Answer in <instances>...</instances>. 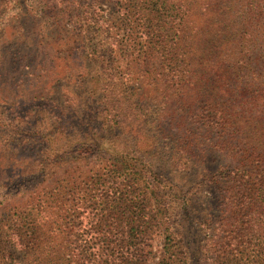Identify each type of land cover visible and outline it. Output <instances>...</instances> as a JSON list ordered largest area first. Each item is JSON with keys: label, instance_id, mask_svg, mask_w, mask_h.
Here are the masks:
<instances>
[{"label": "trees", "instance_id": "trees-1", "mask_svg": "<svg viewBox=\"0 0 264 264\" xmlns=\"http://www.w3.org/2000/svg\"><path fill=\"white\" fill-rule=\"evenodd\" d=\"M28 7L0 12V264H264V0Z\"/></svg>", "mask_w": 264, "mask_h": 264}, {"label": "rangeland", "instance_id": "rangeland-1", "mask_svg": "<svg viewBox=\"0 0 264 264\" xmlns=\"http://www.w3.org/2000/svg\"><path fill=\"white\" fill-rule=\"evenodd\" d=\"M34 1L35 0H32L31 2H29L28 0H0V12H2V14L8 15L10 17V21L12 22L15 16L20 15L21 13L25 15L28 12H31L28 6H30ZM244 21H245V18L243 19V22L240 24V27L243 25ZM15 23L17 24L12 25L10 23L8 25V27H11V29L8 28L5 31L3 35L4 39H7L8 37L12 35V37H20V38H23L24 40H27L28 37L34 35L37 32L34 29V26L30 21H27L24 19H20V20L16 19ZM249 30H253V32L256 33L255 35L252 36V33L249 32L250 35L248 38L249 54L253 56L255 53L254 49L258 43L259 28H257V26L254 25V27H250ZM44 54L45 53H43V51L39 49V52L36 54L34 63L36 65L39 64V67L43 65L45 66V68H48L49 67L47 63L48 58ZM259 82H261V84H263L264 86V70L263 69L260 71V81ZM218 160L219 158L217 156L212 155L205 162L194 163L188 168L177 171L178 174H181L180 179L184 177L187 180L185 183L181 181L182 185H186L187 183L197 184L199 182V177L201 173H204V172L207 173V172L213 171L216 168ZM156 164L168 169L167 171L163 170V172L160 169L159 170L156 169V172H158L160 176L164 177L166 176L165 174L169 173L170 180L176 179L177 169L174 170V168L172 167L169 169L171 164L169 162H166L164 158L158 157ZM203 190H204L203 193H196L192 196L193 207L197 211L196 216L199 221H201V219L203 218L204 214L206 213L210 205L212 207H215L217 205L215 199L213 198L214 188L212 186H207L203 188ZM209 197H212V198L209 200ZM209 234L211 235L212 233L209 232ZM162 249H163V239L156 237L153 248L151 250V256L149 252L144 253V256L146 255L144 258V262L149 263L148 261L151 260V257L154 259V261H158L160 256L162 255ZM192 250L194 251V253H197V251H195L193 247H192ZM151 263H153L152 260H151ZM192 264H196V262L193 261Z\"/></svg>", "mask_w": 264, "mask_h": 264}]
</instances>
